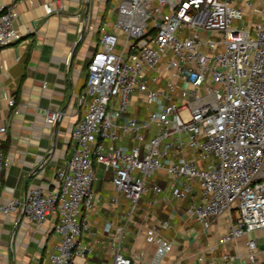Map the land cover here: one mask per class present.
<instances>
[{
  "label": "built area",
  "instance_id": "obj_1",
  "mask_svg": "<svg viewBox=\"0 0 264 264\" xmlns=\"http://www.w3.org/2000/svg\"><path fill=\"white\" fill-rule=\"evenodd\" d=\"M109 12L116 19L110 28L100 26L86 63L78 98L90 99L70 129L73 152L49 183L28 185L23 198L1 201L0 211L20 210L38 223L52 214L58 239L46 250L47 264H91L80 233L87 210L100 198L91 188L98 161L112 166L114 186L127 199L119 220L102 225L111 264H161L174 243L158 235L157 227L151 253L136 248L124 255L120 238L149 175L162 167L171 180L166 186L153 181V192L184 198L197 179L200 200L187 212L207 229L212 216L230 211L231 223L218 239H241L248 263L264 264L258 238H264V0H115ZM15 14L12 4L0 3V46L21 36ZM139 99L154 107L145 106L139 116L124 112ZM7 100L16 103L13 96ZM58 114L59 109L43 111L49 123ZM4 130L1 124L0 135ZM119 130L133 141L115 144ZM4 161L0 148V176ZM106 200L119 202L117 195ZM159 224L169 225L167 219ZM223 255L231 256L227 249ZM171 264H179L177 257Z\"/></svg>",
  "mask_w": 264,
  "mask_h": 264
},
{
  "label": "crops",
  "instance_id": "obj_2",
  "mask_svg": "<svg viewBox=\"0 0 264 264\" xmlns=\"http://www.w3.org/2000/svg\"><path fill=\"white\" fill-rule=\"evenodd\" d=\"M111 1L88 0L86 5V0H0L12 4L15 25L22 32L19 38L0 46V125H5L0 148L6 157L0 176V202L12 195L23 198L32 183H49L56 167L73 152L70 129L86 111L90 99L87 95L82 101L78 98L85 84L86 63L97 45ZM9 96L16 100L14 105H8ZM47 108L59 109L54 123L44 118ZM117 140L123 144L133 141L130 134ZM157 176L153 181L162 186L171 180L167 172ZM182 180L176 178L177 183ZM153 181L142 192L147 198L145 211L137 212L135 207L132 213L130 242L123 243V235L120 238L127 254L136 248L153 252L151 233L157 227L158 235L174 243L162 256L161 264H171L176 257L179 264H249L241 239L230 244L218 239L231 223L230 211L212 216L207 229L187 212L192 201L200 200L198 183L192 181L191 192L184 198L170 194L162 198L151 190ZM93 192L100 195L94 205L101 201L107 214L99 221L87 210L88 222L80 233L82 241L90 243H85V258L91 264H111L108 234L102 225L106 220L118 221L126 203L118 196L119 202L112 205L100 190ZM161 219H167L169 225H158ZM52 223V214L38 223L26 220L20 210L11 214L0 211V264H39L40 260L47 264L46 250L58 239ZM130 231L127 226L124 233ZM225 249L231 256L224 258Z\"/></svg>",
  "mask_w": 264,
  "mask_h": 264
},
{
  "label": "rangeland",
  "instance_id": "obj_3",
  "mask_svg": "<svg viewBox=\"0 0 264 264\" xmlns=\"http://www.w3.org/2000/svg\"><path fill=\"white\" fill-rule=\"evenodd\" d=\"M112 2H115V0H112L110 4H112ZM167 10H168V7L165 6L164 11H167ZM104 16H105L104 17V26L107 27V28H110L112 26L113 21L116 19V16L114 15V12H106L104 14ZM252 17H253V19H257L259 17V15H258L257 12H255V13H253ZM244 19H247L246 15L244 16ZM233 20L234 21H238L237 19H233ZM148 22L151 23V18H148ZM183 30H184L183 33H185V31L187 29L185 28ZM87 96H89V95L87 94ZM112 106L113 107L118 106V101H114L112 103ZM145 106H147L148 109L154 107L152 102H146V101H142V100L139 99V100L136 101L135 104L128 103L126 105V108H125L124 112H126L128 114H133V115L139 116V115H141V113H143V110H144ZM151 128H152L151 134H153L155 132V130H156L154 123L151 124ZM119 133H120V130H119ZM119 135H121V133ZM114 143L117 144L118 140H114ZM111 175H112V166L109 165L108 167H106L103 163L96 161V167L94 169L93 181H92V185H91L92 191L95 190V189L100 190L103 194H105V196L108 199L112 195H115L116 190H115V186H114V183L112 181ZM157 175H161V176L162 175H166V170L164 168H162V167H158L156 170H154L152 172V174L149 175L148 180L149 181L155 180L158 177ZM148 182L146 181L147 184H148ZM193 182L197 184L198 180L194 179ZM117 193H118V196H120V199L123 200L126 203L127 199L123 196L121 191H117ZM146 202H147V198L143 194L141 196V198H139L137 203H136V207H138V208H136L137 212L138 211H140V212L145 211L144 208L146 206ZM88 210L90 212V216L92 217V215H93L99 221L102 220V216L101 215L107 214L106 210L101 205V201H99L98 204L93 205ZM98 211H99V213H98ZM137 212H135V213H137ZM132 216H133V214L128 218V221H127V226L129 227V229L131 231L129 232V234L128 233L127 234L124 233L123 236H122V242L126 243V244L128 242H130V240H131V238L133 236V229H132V226H131V224H132L131 223ZM163 231L164 230L162 229L161 232L163 233ZM260 238L264 240V238H262V237H260ZM83 243H89V242H87V240L84 239ZM122 252H123L124 255H127V252L125 250H122ZM109 258H110V261H111L112 260L111 257H109ZM89 259H90V261L92 260L90 257H89Z\"/></svg>",
  "mask_w": 264,
  "mask_h": 264
},
{
  "label": "water",
  "instance_id": "obj_4",
  "mask_svg": "<svg viewBox=\"0 0 264 264\" xmlns=\"http://www.w3.org/2000/svg\"><path fill=\"white\" fill-rule=\"evenodd\" d=\"M88 4V0H86V5Z\"/></svg>",
  "mask_w": 264,
  "mask_h": 264
},
{
  "label": "trees",
  "instance_id": "obj_5",
  "mask_svg": "<svg viewBox=\"0 0 264 264\" xmlns=\"http://www.w3.org/2000/svg\"><path fill=\"white\" fill-rule=\"evenodd\" d=\"M96 47V46H95Z\"/></svg>",
  "mask_w": 264,
  "mask_h": 264
}]
</instances>
